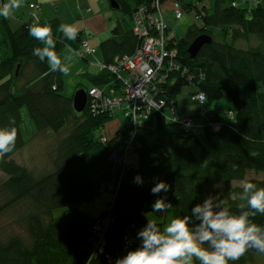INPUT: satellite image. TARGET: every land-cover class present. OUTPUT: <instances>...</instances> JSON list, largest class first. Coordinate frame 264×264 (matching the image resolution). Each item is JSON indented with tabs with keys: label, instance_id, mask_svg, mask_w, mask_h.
Returning <instances> with one entry per match:
<instances>
[{
	"label": "trees",
	"instance_id": "1",
	"mask_svg": "<svg viewBox=\"0 0 264 264\" xmlns=\"http://www.w3.org/2000/svg\"><path fill=\"white\" fill-rule=\"evenodd\" d=\"M118 1L123 17L113 27L112 36L99 45L103 63L107 65L117 56L137 50L141 38L134 32V13L142 5L149 8L152 5L150 0ZM178 1L184 13L195 11L200 17L183 37H175L182 64L188 70L184 75L173 71L161 86L158 96L165 98L170 108L175 104L174 110L171 108L173 115L168 118L166 105L143 118L136 140L139 146L134 150L140 155L139 166H132L128 156L130 168L124 174L110 155L125 137L126 125L110 137L106 124L115 120V112L94 114L88 107L77 112L73 97L61 92L64 73L59 69L52 71L47 57L41 61L33 55L34 48L44 45L30 37L28 29L37 21L41 26L50 25L57 55L67 45L81 55L83 39L91 35L83 31L70 40L59 31L62 22L57 18L39 21L20 17L15 23L11 17L0 16V128L17 129L15 148L0 159V172L6 175L0 182V217L13 209L14 223L9 226L20 225V230L16 226L6 228L5 232L0 229V264H116L129 250L142 246V239L137 241L127 234H135L137 231L133 230L144 229L150 220L154 221L149 213L157 200L171 205L163 218L154 221L161 233L170 218L187 217L188 226L200 225L202 221L192 209L208 199L214 212L227 209L230 215H240L250 211L247 201L240 199L243 185H235L222 196L207 187L238 180L252 182L257 189L264 188V178H247L248 169L264 172V90L259 85L260 81L264 83V4L261 0L246 6L238 5L237 0H211L207 4L206 0ZM216 29L221 40L216 37ZM204 33L212 36V40L193 59L188 53L190 44ZM251 38L257 44L244 48L237 43ZM61 65L68 69L63 62ZM85 76L91 85L80 83L78 88L88 91L100 86L110 94L109 85L114 84L117 89L113 90L124 94L121 82L107 69ZM186 84L194 87L191 94L196 91L205 94L207 100L201 110L216 103L223 94L231 98L233 110L209 114L203 124L189 116L195 127L186 126L188 115L178 111L176 100ZM25 105L37 134L55 139L53 151L48 153L50 166L38 171L14 157L29 142L22 129L21 110ZM154 113L156 138L149 145L142 128ZM199 126L205 139L196 128ZM137 175L140 182L135 179ZM111 181L118 187L114 191L103 190V183L106 186ZM161 181L169 185L168 190L151 193V188ZM104 191L113 192L114 199L100 217L91 218L74 206L78 200L93 201ZM62 208L64 216L57 221L54 210ZM249 220L264 231V214L250 216ZM96 221L105 228V254L111 255V260L95 252L101 235L93 231ZM257 253L264 257V253L249 248L239 260H229L228 264H260L254 255ZM192 264L200 262L193 257Z\"/></svg>",
	"mask_w": 264,
	"mask_h": 264
},
{
	"label": "clouds",
	"instance_id": "2",
	"mask_svg": "<svg viewBox=\"0 0 264 264\" xmlns=\"http://www.w3.org/2000/svg\"><path fill=\"white\" fill-rule=\"evenodd\" d=\"M22 4L23 0H8L0 5V16L7 19L13 10L21 8ZM59 31L70 40H75L78 34L77 28L67 24H61ZM28 33L44 45L42 48H34L33 55L41 61L47 57L52 71L59 69L67 74L68 69L61 65V59L54 51L56 42L51 26H41L37 21L29 27ZM10 123L14 124V121L10 120ZM16 139V127L0 128V159L13 151ZM135 179L140 182L139 175ZM168 188L169 185L161 181L151 188V193H158L161 189L167 191ZM240 199L246 200L247 208L250 209L240 215H230L227 209L214 212L211 199L205 200L203 205L195 206L192 213L202 221L197 231L189 228L187 217L171 220L163 233L157 229L155 222L150 220L148 225L138 232L142 246L129 250L116 264H192L193 257L200 264H228L229 260H239L249 248L264 253V231L249 220L250 216L264 214V188L257 189L256 184L243 181ZM170 206V203L165 204L163 200H157L152 207L153 211L159 212L166 211ZM244 207L242 204L241 208ZM206 241L210 242L208 248L203 246Z\"/></svg>",
	"mask_w": 264,
	"mask_h": 264
},
{
	"label": "built area",
	"instance_id": "3",
	"mask_svg": "<svg viewBox=\"0 0 264 264\" xmlns=\"http://www.w3.org/2000/svg\"><path fill=\"white\" fill-rule=\"evenodd\" d=\"M150 1L151 8L142 5L134 13V32L141 38L137 50L130 55L117 56L108 65L101 64V69L111 71L116 79L121 82L124 94H117L113 89H111L112 93L108 94L100 86L92 87L88 91V108L92 113L111 112L121 107L124 110L128 120L126 134L122 140L118 141L116 148L110 155L112 162L122 169V174L127 168H130L128 154L139 146L136 140L143 118L151 115L154 109H161L167 102L165 98L158 96L162 92L161 86L168 80L173 71H180L184 75L188 70L187 67L183 66L182 57L178 53L175 31L168 23V15L172 14L175 20L183 18L182 3L178 0ZM4 3H6L4 0H0V5ZM30 6L36 7L34 3H31ZM193 12L195 13V11ZM195 17L198 21L200 20L197 13H195ZM89 37L86 36L83 39L81 56L96 52L91 46ZM189 78L193 80V75H190ZM191 99L201 105H204L207 100L201 91L193 93ZM171 108L174 110V103H172ZM229 115L232 117L233 112L230 111ZM185 121L186 126L195 127L192 118L186 117ZM106 186L103 183L102 189L108 188L114 191V188L118 187L112 181L108 182ZM104 229L102 223L96 221L93 231H98L101 235L99 238L97 237L95 252L101 255H106V232ZM106 257L109 260L112 258L109 254Z\"/></svg>",
	"mask_w": 264,
	"mask_h": 264
},
{
	"label": "rangeland",
	"instance_id": "4",
	"mask_svg": "<svg viewBox=\"0 0 264 264\" xmlns=\"http://www.w3.org/2000/svg\"><path fill=\"white\" fill-rule=\"evenodd\" d=\"M92 1L94 4L96 2L95 6H92L93 15L101 11L100 12L101 16L105 17V22H103L102 18L99 17L101 19V22L97 24L95 28H90L92 29L91 32L89 31V29L86 30L87 34H91L90 39H91L92 46L97 50L98 45L102 40H105L107 39V37L112 36L113 34L112 30L114 29L113 27L116 25L117 21L123 17V13L121 12V10L115 9L112 7L110 4V0L103 1L104 3L102 6V9H100V7L97 6V0H92ZM207 3H212V2L211 0H206L205 4ZM184 14L185 15L183 16L181 20H175V19H174L175 21L172 20V25L179 37H183L184 34L189 29V27L193 25V22L198 21L195 17L194 12H186ZM218 31L219 30L216 29L215 34H217L216 36L217 39L221 40V36L218 34ZM69 46L70 45H67L62 49L61 53L58 55L60 59L68 58L72 54H75L73 47L72 46L69 47ZM178 51H179V48H178ZM178 53H180V51ZM75 56L78 58V61L81 62V65H83L84 69L79 70L78 66L76 65L78 64V62L75 63L74 61L72 62L70 60L69 62L71 65L69 66L67 74H64L63 76L64 89L61 91L62 94H65L66 96H71V97L75 96V92L78 90V86L80 83L84 84L87 87L91 85V82H89L85 76L86 74L85 71L87 69L90 72L98 70V67L91 64V62H88V61L86 62L82 57H80L77 54H75ZM259 85H260V88L264 90V83L262 81L259 82ZM109 87H112L111 89L113 88L117 89L114 86V84L113 85L110 84ZM191 88H194V87L192 85L186 84L185 87L183 88V91L180 94H178L177 99L180 101L181 104L182 103L186 104L190 102L189 100L191 99L190 95L193 92ZM191 101L193 102V104L191 102L190 103L193 105V107H196V109L191 108V107L189 108H191L190 110H192L193 114L195 115V121H198V123H200L202 122L200 117H203V113L201 112L202 115L198 116L196 115V111L197 109L201 111V108L203 107V105L199 104L198 102L193 101L192 99ZM166 105L168 106V101L164 103V106ZM164 106L162 108H164ZM186 106H191V105H186ZM204 109L206 111V115H209V114L211 115L215 112H220L222 114L226 112L228 113L229 110H233L232 100L231 98L227 96V94H223V96L216 103L212 104L210 107H207V109L206 108ZM153 111H155V109ZM164 111L166 112V115L168 116V118L172 117L173 112L171 111V108L169 106L166 107ZM21 113H22V118H24V122L22 125L24 137L29 139V142L26 144L24 148L20 149V151H18L14 155V157L17 158L18 161H20L22 164H26L31 168L37 169L36 171L40 170V168H48L50 166V161H51L50 160L51 157L49 158L48 155L51 154L50 152L53 151V150L51 151V147L55 139L52 136L45 137L43 135L37 134V128H35L33 119L30 116L29 109L26 105L23 106ZM115 114H116L115 120L111 121V124L108 126L106 130V133L108 136L110 135L114 136L117 133L116 129L118 128V126H116V123L118 124L122 123V121L124 120V117L126 119L124 124L126 125V127L128 125L127 124L128 120L125 116V113L122 107L120 109H117ZM156 119H157V115L154 113L150 118L144 121V126L142 128V133L146 137V143L149 145H153V143L155 142L156 130H157ZM199 127H196L198 131H200ZM205 142L207 141L205 140ZM137 148L138 146L135 149ZM194 150L197 153L196 147L194 148ZM128 156H129V163H131L134 167H138L139 162H140V155L138 151L131 152L129 153ZM41 172H45V171H41ZM4 178H6V175L3 172H0V182L3 181ZM247 178L248 179H254V178L263 179L264 172L257 171L254 169L253 170L248 169ZM235 185H243V183L238 180H232L230 182H222V184H217V185L211 184L210 186L207 187V189L210 191L211 189H213L217 191L216 192L217 195L222 196L226 194L227 192H229V190L232 189ZM113 199H114L113 192L104 191V193H102L97 198L93 199V201L78 200V202L74 206L79 208L81 213H86V215L91 218H94L97 216L100 217L102 213L104 212L105 208L109 206V203L112 202ZM150 209H152V212L149 213L151 214L149 216L150 219H153L154 221H159L162 218L164 212L163 211H159V212L153 211V207H151ZM64 210L65 208L54 210L55 219L57 221H62V218L64 216V213H63ZM12 211L13 209L6 212V214H4L3 217H0V229H2L3 232L7 231L6 228L9 229L14 226H16L15 228H18L17 230H20V225L17 226L13 224L14 226H9L10 223H14L15 216L12 215ZM171 220L172 218H170V222ZM198 226L199 225L192 223L191 225H189V228L193 231H197ZM141 230H143V228L141 227L138 229H135L133 230L134 232L137 231L135 234H132L133 232L132 233L128 232L127 236L129 237L131 235L130 238L138 241L139 239H141L138 237V232H140ZM203 246L206 247L207 242H204ZM254 255H255V258L260 262V264H264V257L261 254L257 253Z\"/></svg>",
	"mask_w": 264,
	"mask_h": 264
},
{
	"label": "crops",
	"instance_id": "5",
	"mask_svg": "<svg viewBox=\"0 0 264 264\" xmlns=\"http://www.w3.org/2000/svg\"><path fill=\"white\" fill-rule=\"evenodd\" d=\"M103 1L104 0H97V6L100 7V9H102L103 3H104ZM261 2L264 4V0H261ZM31 3H38L39 7H35V8L30 7ZM237 3L240 6H246V5H248V3H249V5H253L254 0L253 1L252 0H237ZM95 4H96V2H95ZM95 4L93 3L92 0H23L22 7L19 9L13 10L12 14L9 17H11L13 19V22H15V23H18L16 18H20V17L24 20H28L32 17V18L39 20V21H42V20L48 21V20H52L53 18H57L62 22V24L72 25L75 28H77L78 33L83 32V31L86 32L87 29H89V31L91 32L92 29H90V28H95V26L101 22L100 18H102L103 22H105V17L103 16L104 17L103 18L101 16V13H100L101 11L99 13H96L93 15L92 6H95ZM89 9H91V10H89ZM172 20H174L173 15L172 14L168 15V23L174 29V27L172 25ZM174 31H175V29H174ZM174 33L177 35L176 31ZM251 39L252 40L249 39L247 41L246 40H239L237 43H238V45H241L244 48H248L249 45L257 44L255 42L256 41L255 39H253V38H251ZM89 40L91 42L90 37H89ZM100 43H99V45H100ZM91 45H92V43H91ZM99 45H98L97 50L92 46L96 50L95 53L87 54V56H85V57L82 56V58L86 62L87 61L91 62V64L98 67V70L93 71V73H98V71L101 70V64L104 62L103 54H102V51L99 49ZM74 52H75V54L79 55L77 51H74ZM75 54H72L68 58H61V62H63L65 65H67L68 69H69V66L71 65L69 62L70 60L72 62L74 61L75 63L78 62V64H76L78 66V69L79 70L84 69L83 65H81L80 61H78V58L75 56ZM79 56L81 57V55H79ZM74 59H76V60H74ZM85 72L87 73L90 71H88V69H87ZM81 88H83V87H81ZM191 89L193 91H195L194 88H191ZM176 100H178V99L176 98ZM189 100L193 104L191 99H189ZM190 102H188L186 104H184V103L181 104L180 101L178 100L177 109L182 115H184V116L188 115V116H191L195 119V115L193 114L192 110H190V109L191 108L196 109V107H193V105ZM186 105H191V106H186ZM189 107H191V108H189ZM201 112L203 113V117L201 118V120H203V119L206 120L208 115H206L205 109L201 110V111H199L197 109L196 115H197V113L200 114ZM125 121H126V119L124 117V120L122 121V123H119V124L116 123V126H118V128L116 129L117 132L122 128V126L125 125L124 124ZM200 123L203 124L204 122H200ZM110 124L111 123L106 124L107 125L106 128H108V126ZM201 128H202V126H200V131H199L200 135H202V138L205 139V136L203 135L204 131H202ZM111 134H113V133H111ZM16 160L18 161L17 158H16ZM163 212H164L163 213V216H164L165 211H163ZM163 216H162V218H163ZM94 218H98V216L94 217Z\"/></svg>",
	"mask_w": 264,
	"mask_h": 264
},
{
	"label": "water",
	"instance_id": "6",
	"mask_svg": "<svg viewBox=\"0 0 264 264\" xmlns=\"http://www.w3.org/2000/svg\"><path fill=\"white\" fill-rule=\"evenodd\" d=\"M110 4L115 9H120V3L118 0H110ZM212 40V36L209 34H202L194 39V41L190 44L188 49V53L194 59L197 57L198 53L200 52L201 48L204 46L205 43H208ZM88 101V93L86 92L85 88H78L75 92V96L73 97V105L77 112L84 111L87 106Z\"/></svg>",
	"mask_w": 264,
	"mask_h": 264
},
{
	"label": "bare ground",
	"instance_id": "7",
	"mask_svg": "<svg viewBox=\"0 0 264 264\" xmlns=\"http://www.w3.org/2000/svg\"><path fill=\"white\" fill-rule=\"evenodd\" d=\"M88 107V105L86 106V108Z\"/></svg>",
	"mask_w": 264,
	"mask_h": 264
}]
</instances>
